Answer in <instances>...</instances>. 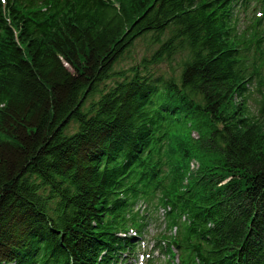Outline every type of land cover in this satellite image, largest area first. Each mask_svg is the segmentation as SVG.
Segmentation results:
<instances>
[{
  "label": "trees",
  "instance_id": "1",
  "mask_svg": "<svg viewBox=\"0 0 264 264\" xmlns=\"http://www.w3.org/2000/svg\"><path fill=\"white\" fill-rule=\"evenodd\" d=\"M258 60L264 0H0V264H127L154 200L179 264H264Z\"/></svg>",
  "mask_w": 264,
  "mask_h": 264
},
{
  "label": "rangeland",
  "instance_id": "2",
  "mask_svg": "<svg viewBox=\"0 0 264 264\" xmlns=\"http://www.w3.org/2000/svg\"><path fill=\"white\" fill-rule=\"evenodd\" d=\"M259 4L257 8H259ZM259 16V9L253 15H240V27L245 29L251 19L255 16ZM158 48V45H153L150 43L149 37H144L138 39L130 52H128L124 58L121 60L119 64V68L128 69L131 66H138L143 58H147L151 60V55L153 54L154 50ZM180 57L177 56L174 60L171 61H162L158 64L149 65V69L151 72L156 74H164L165 76H177L180 73ZM261 63H264L262 60H258V66L260 67V75L255 76L256 80L253 81L251 85V108L255 114H258L259 104L264 101V96L261 95L260 90L264 92V68H261ZM264 67V65H263ZM145 209L143 208L142 213L146 214L148 217L149 225L145 231V233L141 237V247L140 251L138 252V258L132 256L127 261V264H139L141 261L140 255L144 254L146 261L148 260L149 256H156V264H168L170 261L168 257L159 254L158 251H155L154 255H152L151 250L154 248L158 237L161 234H170L171 231L166 229V221L165 219L160 216L158 212L159 203L157 200L150 201L148 204H142ZM140 258V260H139ZM148 262V261H147ZM172 264V263H171Z\"/></svg>",
  "mask_w": 264,
  "mask_h": 264
}]
</instances>
